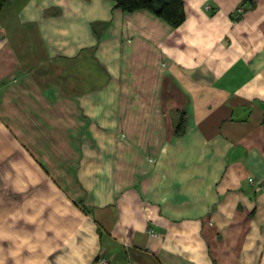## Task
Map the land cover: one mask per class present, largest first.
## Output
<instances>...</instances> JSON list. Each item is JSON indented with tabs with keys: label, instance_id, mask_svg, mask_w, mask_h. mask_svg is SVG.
<instances>
[{
	"label": "crops",
	"instance_id": "crops-1",
	"mask_svg": "<svg viewBox=\"0 0 264 264\" xmlns=\"http://www.w3.org/2000/svg\"><path fill=\"white\" fill-rule=\"evenodd\" d=\"M184 5L2 7L0 264H264V0Z\"/></svg>",
	"mask_w": 264,
	"mask_h": 264
},
{
	"label": "trees",
	"instance_id": "trees-1",
	"mask_svg": "<svg viewBox=\"0 0 264 264\" xmlns=\"http://www.w3.org/2000/svg\"><path fill=\"white\" fill-rule=\"evenodd\" d=\"M9 0H0V10ZM117 6L126 12L148 9L178 26L185 18L184 0H115Z\"/></svg>",
	"mask_w": 264,
	"mask_h": 264
},
{
	"label": "built area",
	"instance_id": "built-area-1",
	"mask_svg": "<svg viewBox=\"0 0 264 264\" xmlns=\"http://www.w3.org/2000/svg\"><path fill=\"white\" fill-rule=\"evenodd\" d=\"M243 10H244V4H242L241 6H239L237 9H236V15L237 16H240L241 14H242V12H243ZM154 231V230H153ZM98 262L100 263V264H110L109 263V261L105 258V257H99L98 258Z\"/></svg>",
	"mask_w": 264,
	"mask_h": 264
}]
</instances>
